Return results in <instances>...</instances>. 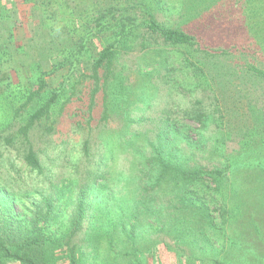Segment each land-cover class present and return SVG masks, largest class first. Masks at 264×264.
<instances>
[{
  "label": "rangeland",
  "instance_id": "374dc122",
  "mask_svg": "<svg viewBox=\"0 0 264 264\" xmlns=\"http://www.w3.org/2000/svg\"><path fill=\"white\" fill-rule=\"evenodd\" d=\"M176 2L177 0L169 3L168 0H162L160 8L153 14L160 23L181 28L195 36L196 44L192 47L164 45L160 38L138 28L135 29L137 37L130 44L131 50L122 53L120 51L114 64V70L120 72L122 86L136 85L139 79L136 68L139 67L143 72L152 74L151 81L157 88L149 109H135L134 105L129 107V116L137 120L130 123L129 130L146 131L142 141L133 144L134 147L116 146L112 142L115 134L109 135L118 133L120 137V129L125 122L122 111L112 112L109 109V116L101 119L99 94L94 99L92 110H88L89 93L94 81L85 77V74L89 73L92 57L99 48L96 39L88 42L89 51L73 64V68L66 66L61 74L60 70L50 76L55 87L64 80V91L52 104L49 120L34 125L28 131L26 139L18 129L23 124L31 104L25 111H19V115L14 114V108L24 101L27 87L24 76L22 74V78L21 75L10 72L1 82L0 188L8 190L12 211L21 213L26 219L30 217L33 204L39 201L42 192L58 196L52 220L48 223L40 222L43 234L48 236L47 241L53 247L52 254L46 250L54 258L50 264H70L68 246L71 245H74L76 259L79 258L80 251H92L96 239L101 240L102 237V241L106 242L104 240L107 233L104 234V230L113 231V222L130 213L135 214L143 207L140 203L148 204V200L153 197L151 186L157 182V175L155 172L150 177L146 171L150 166L145 165L146 170L141 168L139 155L147 157L151 154L150 140L164 127L163 119L167 116L176 127L172 136L173 146L179 154L191 159L189 162L186 159L187 166L179 167L180 172L199 166L203 170L222 167L230 156L238 153L240 155V147H247L245 145L252 150L251 153L248 151L250 157L257 158L259 155L264 159V79L248 72L244 65L250 63L264 70V13H260V18L257 16V26L262 28L259 33L263 34V39L259 42L257 33L255 37L245 18V0H216L199 12L197 17L190 18L189 15H182L180 5ZM17 9L21 24L14 31V38L16 43H20L23 36L29 34L28 21L31 20V13L28 4L18 2ZM143 36L145 47L140 43ZM156 48L161 51L157 54L150 53V49ZM71 92L74 94L71 95ZM44 96L47 97L46 94ZM186 110H190V115L203 110L205 118H208L205 127H201V122L194 117L184 116ZM45 123L51 125V131L46 130ZM99 131L106 132L103 134L105 149L99 143ZM86 139L91 146L87 155L83 152V142ZM217 140L222 143L216 150L214 145ZM28 146L35 151L43 169L42 174L31 170L25 162L24 154ZM96 149L98 154L93 155ZM101 152L107 168V180L96 182L95 185H101V188L99 191L92 189L91 192L87 177H90V172L95 167L93 157H98ZM243 166L239 171V168L236 170L232 180L238 184L237 189L243 192L242 195L249 191L253 195L249 200L246 195L241 198L244 201L235 200L238 201L236 208L240 206V214L237 215L238 210L234 208L228 216L232 215L228 219L231 221L225 223L238 230L234 234L236 243H226L222 252L216 251L219 253L217 264L249 261L247 256L250 258L251 253L258 255L255 262L264 264V209H261V214L254 209V201L260 203V198L264 199V170L259 173L252 172L251 175V167ZM168 175L162 181H171ZM140 179L142 183H139ZM200 179L205 184L203 188L196 183L185 188L179 179L173 188L167 186L168 193L158 192L154 199L158 204H166L169 200L180 202L183 199H192L193 203L201 206L202 211L206 207L201 217H210L213 225L220 229L222 221L218 217L221 208L219 195L215 196L211 191L214 184L210 182L207 174L203 173ZM229 184L227 182V186ZM137 186L139 190L143 188V191H138L137 198H133L132 194H137ZM227 186L225 183L222 185L223 189ZM82 188L88 190L87 201L91 205L81 230L70 234L75 200ZM139 196L146 198L135 208ZM251 216L255 219L258 216L262 218V223L255 224L260 235H255L251 230L253 224L246 219ZM133 219L130 218L129 221ZM143 220L147 224L153 223L148 215ZM143 229L145 227L139 225L136 232ZM113 233L115 238L111 249L114 253L117 251L115 245L119 237ZM150 235L151 240L146 243L145 248L135 254L134 264L138 260L140 264H214L210 260L196 261L184 256L168 235ZM209 235L214 236L213 233ZM164 240L168 242L167 246ZM241 244L249 248L250 254L240 248ZM99 247L96 246L97 251ZM213 247L220 248L216 235ZM32 252L36 261L41 263L39 249L35 248ZM1 259L4 264H22L13 259Z\"/></svg>",
  "mask_w": 264,
  "mask_h": 264
},
{
  "label": "trees",
  "instance_id": "16d2710c",
  "mask_svg": "<svg viewBox=\"0 0 264 264\" xmlns=\"http://www.w3.org/2000/svg\"><path fill=\"white\" fill-rule=\"evenodd\" d=\"M170 1L172 0H168V3ZM18 2L28 4L31 13V20L28 21L29 34L23 36L20 43H16L14 38V31L21 24L17 9ZM212 2H216V0H177L176 3L180 5L182 15H189L190 18L197 17L200 14L199 12H202ZM161 3L162 0H0V73L2 72L0 74V85L3 78L10 72L19 74L22 78L24 76L23 80H25L28 88L26 87L24 101L14 108V114L19 115V111H25L31 104L27 116L23 119V124L18 129L19 133L26 139L28 131L34 125L49 120L52 104L64 91V80L60 81L55 87V82L50 80V76L60 70L59 74H61L66 66L73 68V64L80 60L86 51H89L88 42L96 39L99 42V48L92 57L89 73L85 74L86 76L83 75L94 81V86L89 93L88 110L89 112L92 110L94 99L99 94L101 98V119H106L109 116V109L112 112H123L125 122L120 129V137L118 133L108 132L109 135L115 134L114 136H116L112 142L116 146L128 147L142 141L146 131L129 130L130 123L136 119L129 116L128 110L131 105H134L135 109H149L157 88L151 81L152 74L143 72L139 67L136 68L137 74H139L136 85L122 86L120 72L114 70V64L120 56V51L122 53L131 50L130 44L133 39H136L135 29L138 28L143 29L145 33L148 32L156 38H160L164 45L192 47L196 44L195 36L181 28L164 25L155 18L153 12L160 8ZM244 12L253 35L256 37L257 33L256 38L260 42L263 39V34L259 33L262 28L257 26V16L259 17L260 13H264V0H245ZM144 37L140 42L142 47H145ZM160 51L158 48L150 49L152 54H157ZM244 65H246L248 72L251 71L253 75L264 79L263 68L250 63ZM173 83L177 84L176 82ZM45 94L47 97L44 96ZM72 94L74 92H71ZM203 113L204 111L200 110L197 114L190 115V110H186L184 116L194 117L201 122V127H205L208 118H205ZM163 126L150 140L151 154L147 157L139 155L141 168L146 170V166H150L146 171H148L151 178L153 173L156 172L157 182L151 186L153 197L151 196L148 204L145 205L146 202H140L146 196H139L138 201L135 202V208L140 206L139 203L143 204V207H140L135 214L130 213L123 219L113 222L115 227L113 231L104 230V234L107 233L104 240L106 242L102 241V237H100L101 240H94L92 251H80L79 258L76 259L74 245L68 246L70 264H134L135 254L145 248L146 243L151 240V233L170 236L174 240L173 245L189 259L196 261L210 260L214 264L219 262L217 256L222 252L226 243L233 245L236 243L234 234L238 230L225 222L231 221L228 219L232 215L228 216L234 208L238 210L236 214H240V206H238V209L236 208L238 201L235 200L244 201L241 199L244 195L249 200L253 194L252 191H249L247 194L242 195L243 192L237 189L238 184L232 179L236 175V170L239 168V171L242 165L247 168L251 167L252 170L249 172L251 175L252 172H261L264 170V159L258 154L257 158L250 157L249 153L252 150L248 145H245L248 148L240 147L242 150L240 155L238 153L230 156L231 158L225 161L226 164H223L222 167L203 170L199 166L180 172L179 167L187 166L185 165L186 159L188 162L191 159L179 154V151L173 146L174 139L172 136L176 127L173 121L168 120V116L163 119ZM45 128L47 131L52 129L51 125L47 123H45ZM104 133L106 132L99 131L97 134L102 149L106 147ZM127 135L129 136L125 137ZM9 141L7 140V142ZM216 143L214 147L217 150L222 141L217 140ZM90 147L88 139L84 140L83 152L85 155L89 153ZM93 153V155L98 154V149L94 150ZM102 154L101 152L98 157H93L95 167L90 172V177H87L91 192L92 189L94 191L100 190L101 185H95L96 182L107 180V171L105 170L107 168L104 160H102ZM237 155H239V159ZM24 160L31 170H35L40 174L43 173L39 159L31 146H28L24 154ZM188 165L190 166V163ZM203 173L207 174L210 182L214 184L211 191L215 196L219 195L221 208L218 217L222 221L220 229L213 225L210 217L206 219L201 217L206 207H203L202 211L201 206L193 203L192 199L191 201L183 199L180 202L169 200L166 204H158L154 199V195H157L158 192L168 193L167 186L170 185V188H173L179 179L184 183L185 188L193 183L203 188L205 184L200 179ZM167 174H169L171 181H162ZM227 182H230L229 186H227ZM139 183H142L141 179ZM224 183L227 186L226 189L222 187ZM7 191L6 188H0V264H4L1 258L13 259L22 264H50L52 260L54 261V258L48 255L49 253L46 250L48 249L52 254L53 247L47 241L48 236L43 234V226H40V222L48 223L49 220H52L51 217L55 207H57L55 201L58 200V196L42 192L39 201L33 204L30 217L26 219L21 213L18 214L12 211L11 198ZM135 191H137V194L134 192L132 194L133 198L135 196L137 198L138 191H143V188L139 190L137 186ZM87 192V189L82 188L77 194L75 211L71 218L72 231L70 234L81 230L82 223L87 212H89L88 209L91 204L87 201ZM260 200V203L254 201V209H257L259 214L262 213L261 209H264V199L260 198ZM241 205L245 210L244 205L242 203ZM146 215L149 219H152L153 223L147 224L144 222L143 218ZM130 218H134L133 221L130 222ZM246 219L251 225L253 224L252 232L255 235H260L255 224L257 222L262 223V218L258 216L255 219L251 216ZM139 225H143L145 229L136 232ZM113 232L119 237L115 245L117 251L114 253L111 249L115 238ZM209 233H213L214 236L209 235ZM215 235L220 248L213 247ZM102 243L103 247H101ZM164 244L167 246L168 242L164 240ZM96 246H100L98 251ZM244 246L241 244L240 248L249 253V248ZM35 248L39 249L41 263L36 261L37 259L33 255L32 251ZM128 248L130 251H128ZM256 257H258L257 254L251 253L250 258L247 256L249 261L239 262V264H259L254 261ZM137 264H140L139 260Z\"/></svg>",
  "mask_w": 264,
  "mask_h": 264
}]
</instances>
